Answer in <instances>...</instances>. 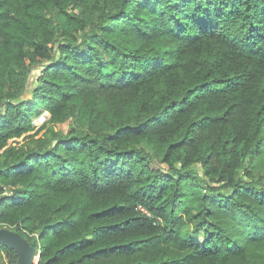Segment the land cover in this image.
I'll use <instances>...</instances> for the list:
<instances>
[{
	"label": "trees",
	"instance_id": "trees-1",
	"mask_svg": "<svg viewBox=\"0 0 264 264\" xmlns=\"http://www.w3.org/2000/svg\"><path fill=\"white\" fill-rule=\"evenodd\" d=\"M38 105L66 131L10 146ZM0 227L35 264H264V0H0Z\"/></svg>",
	"mask_w": 264,
	"mask_h": 264
},
{
	"label": "rangeland",
	"instance_id": "rangeland-1",
	"mask_svg": "<svg viewBox=\"0 0 264 264\" xmlns=\"http://www.w3.org/2000/svg\"><path fill=\"white\" fill-rule=\"evenodd\" d=\"M28 96V95H27ZM37 114L33 115L31 118V124L33 126V129L29 131L28 133L24 134L23 136L12 138L8 142L10 146H22V145H28L27 143L30 141L31 134L34 133V138L37 140L46 139L50 130H56L59 132L64 133L66 129L68 128L67 123H47L45 127H40L44 120H46L49 117V113L45 111L40 105L36 107ZM193 168L197 170L199 173L202 172V168L199 164H194ZM29 226V225H28ZM0 264H5L0 262Z\"/></svg>",
	"mask_w": 264,
	"mask_h": 264
},
{
	"label": "water",
	"instance_id": "water-1",
	"mask_svg": "<svg viewBox=\"0 0 264 264\" xmlns=\"http://www.w3.org/2000/svg\"><path fill=\"white\" fill-rule=\"evenodd\" d=\"M0 244L12 249L15 252V264H35V247L31 245L19 232L0 227Z\"/></svg>",
	"mask_w": 264,
	"mask_h": 264
}]
</instances>
